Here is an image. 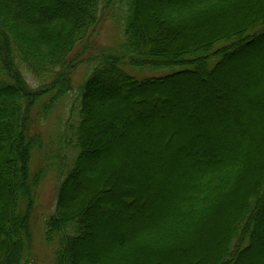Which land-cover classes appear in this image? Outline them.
<instances>
[{
	"label": "trees",
	"instance_id": "16d2710c",
	"mask_svg": "<svg viewBox=\"0 0 264 264\" xmlns=\"http://www.w3.org/2000/svg\"><path fill=\"white\" fill-rule=\"evenodd\" d=\"M113 1L123 38L81 84L74 138L45 151L38 119L73 89L103 0H0V264H37L48 154L44 264H264V0Z\"/></svg>",
	"mask_w": 264,
	"mask_h": 264
},
{
	"label": "rangeland",
	"instance_id": "374dc122",
	"mask_svg": "<svg viewBox=\"0 0 264 264\" xmlns=\"http://www.w3.org/2000/svg\"><path fill=\"white\" fill-rule=\"evenodd\" d=\"M113 5V0H103V4L100 11L101 20L97 25L92 39L85 47L83 46L84 44H81L76 50L78 52L77 55H80L79 60L76 62V64L79 65L74 68V74L72 73L73 89L71 90V92H69V95L66 100H64L63 103H58V105H56L53 110L49 112L47 117L41 116L42 118H39L36 116L35 111L32 112L30 122L32 126L30 125V127L32 129L33 127H36L35 120L39 118V128L43 133L42 139L44 142L45 151H48V149H50V146H57L58 136L61 131H66V133L68 134V142L72 137L74 138V130L70 128V126H67V121L70 118L68 122L70 125V123H72L75 118H78V94L80 91L81 84L83 83L85 77L90 73L92 65L96 63L98 59L102 57L105 58L110 54H114L115 51L118 49V45L121 39L123 38V32L121 31V24L117 22V19L115 20V16L112 13ZM83 47L84 50H82ZM122 66L123 69L135 76H142L146 72L149 73L153 71L149 69H142L140 72L135 71V68H132L129 64H127L126 61L122 62ZM28 79L32 85H37L35 84V80L32 76L28 75ZM76 122L77 119L73 123L76 124ZM68 147L72 146L69 145ZM74 155L75 149L72 148L70 150V156L74 157ZM56 160L57 159L54 158V156H49V154L45 155V159H43V167L45 171L41 178V184L37 193L38 196L36 209L37 214L40 215V218H38V220L36 219L35 211L32 217L34 218V231L29 228V232H32V243L34 248L33 259L37 264L53 262V253L57 245V241L46 242L43 233H41V228L43 229L42 222L45 223L43 219L56 207L57 190L59 187V183L63 177L62 171L60 170L63 168V166L59 165L58 162L56 163ZM38 164L40 163H37L35 159L33 169H35ZM262 227L263 224H260L258 231V233L260 234H262ZM255 251V248L250 250L251 253H255Z\"/></svg>",
	"mask_w": 264,
	"mask_h": 264
}]
</instances>
